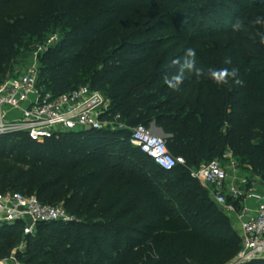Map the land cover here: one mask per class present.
Here are the masks:
<instances>
[{
    "label": "trees",
    "instance_id": "trees-1",
    "mask_svg": "<svg viewBox=\"0 0 264 264\" xmlns=\"http://www.w3.org/2000/svg\"><path fill=\"white\" fill-rule=\"evenodd\" d=\"M5 1L10 0L0 4ZM13 1L28 3L14 23L0 24V72L3 59L17 54L26 35L60 27V46L40 70L47 91L58 95L89 84L105 93L113 114H121L129 127L155 123L170 152L187 164L198 168L203 161L220 160L228 149L246 157L264 183V44L257 35L264 27L252 23L264 16V0ZM189 2L208 11L206 26L219 17L244 22L232 37L233 61L225 66L239 69L244 86L223 87L191 74L179 90L163 82L162 74L173 71L170 62L187 50L175 48L196 45L187 38L191 22L178 28L177 17ZM226 58L209 59L208 67L221 68ZM196 61L206 65L199 54ZM130 139V129L69 132L43 142L24 133L0 135V192L36 194L44 204L62 203L74 216L68 222H40L34 235H24L22 222L0 223V260L23 242L26 250L16 253L22 264H226L232 259L241 247L240 233L192 169L164 171ZM122 150L141 158L137 172L118 167ZM247 264H264V258Z\"/></svg>",
    "mask_w": 264,
    "mask_h": 264
},
{
    "label": "built area",
    "instance_id": "built-area-1",
    "mask_svg": "<svg viewBox=\"0 0 264 264\" xmlns=\"http://www.w3.org/2000/svg\"><path fill=\"white\" fill-rule=\"evenodd\" d=\"M40 70L33 66L20 75L0 83V135L24 133L43 142L60 134L92 130H131L130 142L162 170L186 166L184 156L173 155L166 138L154 127L138 124L129 127L121 114H113L111 100L91 85L55 95L40 84ZM193 178L210 189V197L227 214L235 215L241 236L236 258L228 264H247L264 258V192L242 189L229 178L220 160H212L191 170ZM256 202L255 209L246 203ZM71 215L62 204H44L36 194L0 192V223L24 224V235H34L40 222H68ZM23 242L21 246H25ZM14 255V254H13ZM11 256L14 258V256ZM7 260V259H6ZM1 260L0 264H4ZM14 264H22L17 259Z\"/></svg>",
    "mask_w": 264,
    "mask_h": 264
},
{
    "label": "rangeland",
    "instance_id": "rangeland-1",
    "mask_svg": "<svg viewBox=\"0 0 264 264\" xmlns=\"http://www.w3.org/2000/svg\"><path fill=\"white\" fill-rule=\"evenodd\" d=\"M28 1H5L0 4V24L5 23H14L17 16H20V13L23 11L24 7L27 5ZM185 6L187 11L182 15H178L177 20H179V30H182L185 24L191 22L193 25L190 29V33L187 38H192L195 40L196 45H193L192 48L195 49L196 54H199L203 61L206 62L205 66H202L205 70L209 67L213 61L209 59H213L216 62H220V60L226 56L227 58H231L233 61V51L234 45L232 43V37L236 32L232 30L231 22H226L225 19L219 17V19L215 22V24H210V26H206L209 24L210 20L206 17L205 12L208 11H199L193 6V3H187ZM212 11V10H211ZM209 14V13H208ZM181 20V21H180ZM228 23V24H227ZM63 32L60 27H56L55 25L51 28V30L38 37H32L30 35H26L21 44L16 46L17 54L10 59L4 58L3 61V70L0 72V83L5 79L20 75L23 72L27 71L33 66H36L39 70L45 66V63L52 62L50 60L51 54L59 48V44L62 40ZM170 45L163 47L161 51L169 48ZM183 49H188L183 43V46L175 48L174 52H181ZM215 57V58H213ZM201 61V58L199 62ZM228 64H221V68L225 67ZM207 74V72H206ZM200 80H211L207 76L201 77ZM212 81V80H211ZM224 87V85H222ZM154 127V132L163 135L160 129H157L155 123L151 124ZM126 150H122L120 153L124 156H117V162L119 164V168L125 170L127 172H137L140 167L141 158L135 157V151L127 150L128 154L125 155ZM125 152V153H123ZM222 166L227 168L229 178L240 184L242 189L248 190L250 188H254L255 183L262 182L260 177L256 176L251 168V165L248 163L246 157L244 156H236L230 150H224L223 154L220 158ZM207 163L205 161L201 162V164ZM185 167L190 169H194L193 165L187 164ZM119 170V169H118ZM113 174L115 173L112 171ZM210 195V189L206 186H203ZM62 204V203H57ZM223 211V210H222ZM223 213L228 216L235 226L238 229V220L235 215L227 214L223 211ZM26 250L25 246H19L17 249L13 251V256L4 259V264H14V260L16 259V253L18 251L24 252ZM238 253L230 260L227 261L226 264L233 261ZM1 261V260H0Z\"/></svg>",
    "mask_w": 264,
    "mask_h": 264
},
{
    "label": "clouds",
    "instance_id": "clouds-1",
    "mask_svg": "<svg viewBox=\"0 0 264 264\" xmlns=\"http://www.w3.org/2000/svg\"><path fill=\"white\" fill-rule=\"evenodd\" d=\"M255 25L264 27V16H257L253 22ZM244 22L237 19L232 24L233 32H240L244 29ZM257 35L262 44H264V31H258ZM225 64H231V58L224 60ZM171 72H164L162 74L163 82L173 90H179L180 86L184 83L186 74L194 75L197 79L207 76L217 85H228L230 82L237 86H244V80L239 75L238 68H208L205 70L199 66L196 61V51L194 48H188L183 57L173 59L168 65ZM207 72V74H206Z\"/></svg>",
    "mask_w": 264,
    "mask_h": 264
},
{
    "label": "crops",
    "instance_id": "crops-1",
    "mask_svg": "<svg viewBox=\"0 0 264 264\" xmlns=\"http://www.w3.org/2000/svg\"><path fill=\"white\" fill-rule=\"evenodd\" d=\"M254 189L258 192H264V183L260 182V183H255L254 184ZM246 206L250 209H255L256 206V202L254 200H250L246 203Z\"/></svg>",
    "mask_w": 264,
    "mask_h": 264
},
{
    "label": "water",
    "instance_id": "water-1",
    "mask_svg": "<svg viewBox=\"0 0 264 264\" xmlns=\"http://www.w3.org/2000/svg\"><path fill=\"white\" fill-rule=\"evenodd\" d=\"M90 130H92V127L91 126H87L86 127V131H90Z\"/></svg>",
    "mask_w": 264,
    "mask_h": 264
}]
</instances>
